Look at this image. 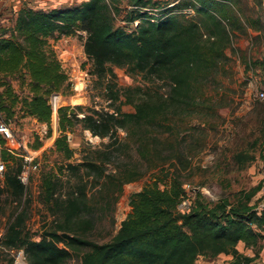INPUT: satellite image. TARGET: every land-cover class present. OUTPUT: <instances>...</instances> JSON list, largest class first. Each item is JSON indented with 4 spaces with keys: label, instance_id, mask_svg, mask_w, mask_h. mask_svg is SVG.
<instances>
[{
    "label": "trees",
    "instance_id": "trees-1",
    "mask_svg": "<svg viewBox=\"0 0 264 264\" xmlns=\"http://www.w3.org/2000/svg\"><path fill=\"white\" fill-rule=\"evenodd\" d=\"M127 1L142 8L159 6L152 0ZM224 6L225 2L218 0H175L172 6H163L166 8L159 11L160 15L133 9L126 24L140 22L131 30L115 26V15L107 0H86L47 10L24 6L12 27L0 29V116L10 125L22 118H35L47 124V136H52L50 99L71 83L48 39L56 33L72 36L84 31V52L92 62L93 74L106 81L104 89L112 102L119 101L129 90L118 88L117 68L168 80L170 91L167 97L151 91L144 93L138 102L126 93L125 102L135 108L131 112L122 111L121 106L101 111L61 105L57 111L55 150L66 158L73 156L68 134L79 124L94 136L113 139L108 145L116 141L118 129L129 131L143 124L167 129L170 109L196 108L199 82L225 56L228 32L224 21L228 17ZM189 7L204 18L209 32L206 38L200 24L181 12ZM14 80L20 90L15 88ZM7 143L0 135V144L5 148ZM40 146L39 141L35 148ZM1 157L7 168L4 178H0V195L8 191L22 203L28 192V186L19 179L22 158L6 149L1 151ZM235 158L243 163L244 153ZM89 165L98 168L93 163ZM43 185L46 199H54L56 182L44 178ZM183 194L184 184L177 177H171L163 187L158 181L143 186L131 194V212L114 238L97 243L69 233L85 208L86 191L81 188L80 196L68 199L64 220L56 228L34 238L26 228L25 209L15 215L0 244L8 250H23L28 264H63L76 248L87 249L80 264H194L200 256L216 258L222 253L233 256L232 264H251L253 257L243 255L238 245L243 242L259 251L264 239V207L253 204L227 208L225 202L180 212Z\"/></svg>",
    "mask_w": 264,
    "mask_h": 264
},
{
    "label": "rangeland",
    "instance_id": "rangeland-1",
    "mask_svg": "<svg viewBox=\"0 0 264 264\" xmlns=\"http://www.w3.org/2000/svg\"><path fill=\"white\" fill-rule=\"evenodd\" d=\"M83 1L86 0H0V29L12 27L16 9L22 3L47 10ZM152 1L159 5L153 10L157 13L156 9L175 0ZM107 2L115 15V26L131 30L132 25L126 24L127 17L135 8L127 0ZM224 2L228 17L224 21L228 32L225 56L199 82L196 108L170 109L167 129L147 124L130 127L129 131L118 129L117 139L111 145L108 144L113 139L94 136L79 124L69 133L68 143L74 149L70 159L53 145L58 136L57 111L61 105L101 111H113L115 106H121L122 111L131 112L135 108L125 102L126 93L132 94L135 102L150 91L167 97L170 82L117 68L118 88L129 90L119 101L112 102L104 89L106 81L93 74L92 62L84 52L86 32L72 36L56 33L48 39L71 85L56 94L58 106L52 114L51 137L47 136V124L32 117L10 125L14 140L7 146L9 153L18 159L27 150L38 153L22 203L8 191L0 195V238L15 215L26 209V228L39 239L43 231L63 222L68 199L80 196V189L84 188L85 208L73 221L69 233L97 243L111 241L131 212V194L155 181L163 187L171 177H177L184 185L203 189L185 212L225 202L227 208L253 204L260 209L264 207V98L255 95L264 89V0ZM186 17L200 24L204 38L208 36L202 16L194 13ZM79 80L84 84L75 89ZM13 83L20 90L18 82ZM39 141L41 146L35 148ZM238 153H244L243 163L236 161ZM90 163L98 168H92ZM44 178L56 182L54 199L49 201ZM86 250H71V257L63 264H80ZM238 250L253 257L251 264H264V239L258 252L244 243L238 245ZM232 261V255L222 253L216 258L200 256L194 264H232ZM0 264L28 262L23 250H8L0 244Z\"/></svg>",
    "mask_w": 264,
    "mask_h": 264
},
{
    "label": "built area",
    "instance_id": "built-area-1",
    "mask_svg": "<svg viewBox=\"0 0 264 264\" xmlns=\"http://www.w3.org/2000/svg\"><path fill=\"white\" fill-rule=\"evenodd\" d=\"M218 1H223L224 0H218ZM173 3L169 4L168 6H172ZM133 8L138 9L140 11H148L150 14L153 13L154 9H150V8H142V7H137V6H133ZM166 7H161L159 9H156L157 13H153L154 15H158L159 11L164 10ZM181 12L183 14H186L188 16L192 15L195 13L194 9L192 7L189 8H185L183 10H181ZM161 13L159 12V15ZM155 20V19H152ZM140 20H135L131 25L133 28H136L139 24ZM84 82L82 80H79V82L75 85V89L79 88V86H83ZM256 98L262 99L264 98V89H261L260 91L256 92ZM50 103L52 106L53 111L57 110V106H58V101H57V97L56 94L52 95L51 99H50ZM82 116V115H81ZM0 135L7 140V146L9 144L10 141L14 140V135L12 132V129L10 127V124H8L7 122H5L3 120V118L0 116ZM71 135L68 134V139H70ZM3 149H6L8 151H10L9 147H3L0 144V178L3 179L4 178V174L6 171V162L3 160V158L1 157V151ZM38 151H30L27 150L24 154L21 155L22 158V170L19 174V179L26 185L28 186L29 183V175H30V171L32 169L35 157L37 155ZM202 188L199 186H191L189 184L184 185V194L181 197L180 203L178 205V210L180 212H185L190 208L191 202L192 200L197 196L198 193L202 192Z\"/></svg>",
    "mask_w": 264,
    "mask_h": 264
},
{
    "label": "crops",
    "instance_id": "crops-1",
    "mask_svg": "<svg viewBox=\"0 0 264 264\" xmlns=\"http://www.w3.org/2000/svg\"><path fill=\"white\" fill-rule=\"evenodd\" d=\"M25 5L22 3L19 7H18V9H16V16H17V14H18V11L22 8V7H24ZM6 147H7V144H6ZM240 243H243V242H240ZM239 243V244H240Z\"/></svg>",
    "mask_w": 264,
    "mask_h": 264
}]
</instances>
